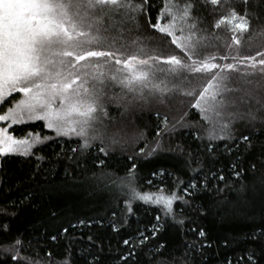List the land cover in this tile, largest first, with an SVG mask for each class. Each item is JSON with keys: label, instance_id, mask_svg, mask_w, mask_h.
Wrapping results in <instances>:
<instances>
[{"label": "snow or ice", "instance_id": "6c2138e0", "mask_svg": "<svg viewBox=\"0 0 264 264\" xmlns=\"http://www.w3.org/2000/svg\"><path fill=\"white\" fill-rule=\"evenodd\" d=\"M258 35L264 0H0V264H208L213 249L218 264H264ZM146 110L153 139L130 144ZM68 190L91 214L60 207ZM25 208L61 251L33 258L13 228ZM210 215L249 230L213 238Z\"/></svg>", "mask_w": 264, "mask_h": 264}, {"label": "trees", "instance_id": "16d2710c", "mask_svg": "<svg viewBox=\"0 0 264 264\" xmlns=\"http://www.w3.org/2000/svg\"><path fill=\"white\" fill-rule=\"evenodd\" d=\"M157 3H162L163 0H156ZM155 15V13L153 14ZM260 42H264V36H256L253 40V46H256ZM155 45H149V47H154ZM119 91V90H117ZM111 95V93H109ZM109 111L112 113L113 116L118 117L120 115L119 112L115 111V105H109ZM163 111V110H162ZM171 119V116L169 117ZM197 117H193V119H196ZM159 121L155 117V113L151 112L149 110H146L143 115L140 117V119L135 123L130 125L128 129V136H129V143H135L136 139L140 132H143L145 134L146 140H141L139 142V146L143 147L146 142H150L153 139V136L155 134V129ZM34 131H41L43 130L42 124L37 122L36 125H33ZM27 128H20L17 127L14 129L16 135H20L22 131H26ZM45 134L47 135H54V133H49L47 130H43ZM254 145L257 151L264 146V135H254L253 137ZM165 143H167V139L165 140ZM74 145H68L67 147H72ZM53 148H55L57 151H59V148L56 145H49L45 151L51 153L53 151ZM121 148L117 147L116 152L119 156L121 154ZM127 153H125L126 155ZM126 161H121V163H124ZM170 162V161H169ZM4 166L6 168L11 169L12 171L19 172L22 168H26L27 165L23 163L22 158L17 159L15 161H7L5 162ZM156 166L154 161H148V162H142V174H149L153 167ZM62 173V169H60ZM160 181L157 180V184H159ZM145 191L155 190L150 189L147 185L144 186ZM57 203L60 205V207L63 208H71L75 207L76 210L80 213H87L91 214L90 204L82 203V195L76 191L68 190L64 194H62L58 200ZM141 217L144 219L149 218V214L143 212L141 210ZM154 214V213H152ZM35 215L34 209L25 208L21 212L20 218L13 223L14 230L16 228L20 229H27L28 234L32 241V247L29 249V251L32 253V256L34 259L37 258V254H39V257H44L45 253L48 251H52L53 253L61 251L56 245L59 244H65L66 241L61 238L58 241H52L50 239L45 240L42 238L43 229L39 230V234L36 232H33L28 221L32 218V216ZM202 227H205L210 235L213 238H219L223 240L224 238H233L240 239L244 232L249 230V222L242 219V218H226L221 219L217 216L210 215L208 216L201 224ZM170 239L174 240L175 242H179V238L175 237L174 235L169 236ZM113 244L116 243L115 239L112 241ZM234 246V245H233ZM41 249L43 251H41ZM220 251L221 255L224 254L225 250H217L213 249V255L209 259L208 264H218V259L215 256V252ZM42 264H46V261L42 262Z\"/></svg>", "mask_w": 264, "mask_h": 264}]
</instances>
